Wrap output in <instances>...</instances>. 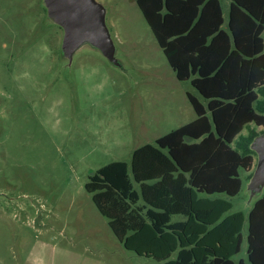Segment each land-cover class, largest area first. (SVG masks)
<instances>
[{"label":"rangeland","instance_id":"rangeland-1","mask_svg":"<svg viewBox=\"0 0 264 264\" xmlns=\"http://www.w3.org/2000/svg\"><path fill=\"white\" fill-rule=\"evenodd\" d=\"M46 1L0 0V264H161L123 245L85 184L192 120L187 92L206 100L176 77L135 0H95L103 29L90 16L71 29L70 2ZM252 147L240 191L218 194L233 203L225 215L245 213L234 256L245 262L247 215L264 195V147Z\"/></svg>","mask_w":264,"mask_h":264},{"label":"trees","instance_id":"trees-1","mask_svg":"<svg viewBox=\"0 0 264 264\" xmlns=\"http://www.w3.org/2000/svg\"><path fill=\"white\" fill-rule=\"evenodd\" d=\"M135 2L176 77L190 79L206 104L187 92L195 118L135 148L130 165L100 166L85 188L139 255L161 264H264V195L247 215V262L234 259L245 213L225 215L233 203L218 195L240 191L239 169L253 167L251 143L262 133L250 124L264 126V0H230L227 28L220 0Z\"/></svg>","mask_w":264,"mask_h":264},{"label":"water","instance_id":"water-1","mask_svg":"<svg viewBox=\"0 0 264 264\" xmlns=\"http://www.w3.org/2000/svg\"><path fill=\"white\" fill-rule=\"evenodd\" d=\"M61 1L70 2L69 7L71 8H70L68 15H69V22L71 25V29L75 28L77 24L79 23V21L89 16L92 17L90 21L93 23L95 28L97 29L104 28L103 15H101V20H100V16L96 15L95 8H96L97 3L95 2V0H61ZM58 2L59 0H47L46 4L54 9V8H57L56 3ZM72 33H73V30H72ZM255 140H257L258 147H261V148L264 147V132L257 135L252 141V143ZM252 143H251V147H252Z\"/></svg>","mask_w":264,"mask_h":264},{"label":"crops","instance_id":"crops-1","mask_svg":"<svg viewBox=\"0 0 264 264\" xmlns=\"http://www.w3.org/2000/svg\"><path fill=\"white\" fill-rule=\"evenodd\" d=\"M222 10H223V18H224V21H225V15H224V9H223V7H222ZM227 17H228V15H227ZM226 21H227V18H226ZM224 28V27H223ZM191 93V92H190ZM191 94H193V93H191ZM194 95V94H193ZM196 96V95H195ZM195 118V117H194ZM257 200V199H256Z\"/></svg>","mask_w":264,"mask_h":264}]
</instances>
